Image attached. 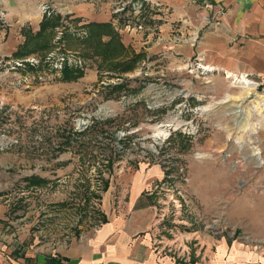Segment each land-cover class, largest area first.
<instances>
[{"label": "rangeland", "instance_id": "obj_1", "mask_svg": "<svg viewBox=\"0 0 264 264\" xmlns=\"http://www.w3.org/2000/svg\"><path fill=\"white\" fill-rule=\"evenodd\" d=\"M105 1L107 22L45 3L57 26L39 39L28 34L24 55L0 54V202L12 219L23 217L10 227L11 256L45 262L107 221L104 197L112 209L130 207L132 178L150 172L142 194L154 213L157 257L202 263L221 240L259 249L264 116L252 126L264 89L250 79L254 91L243 98L233 77L183 54L181 45L197 44L195 24L161 1L83 0L95 11ZM88 22L108 24L126 52L114 60L95 53L109 29L92 35ZM137 54L134 68L122 70ZM66 66L81 75L64 79ZM79 119L87 126L77 127Z\"/></svg>", "mask_w": 264, "mask_h": 264}, {"label": "crops", "instance_id": "obj_2", "mask_svg": "<svg viewBox=\"0 0 264 264\" xmlns=\"http://www.w3.org/2000/svg\"><path fill=\"white\" fill-rule=\"evenodd\" d=\"M158 1L195 24L197 44H184L179 50L189 57L195 56L201 68L210 67L231 77L264 72V0ZM47 2L88 21L107 22L110 17L111 1L103 2L101 10L95 11L91 7L93 2L83 0H0L8 25H0L1 55L16 54L26 36L40 29L44 18L42 7ZM153 175L150 172L143 178H132L130 207L112 209L110 198L105 200L104 197L102 210L107 221L97 228L86 229L80 237H73L61 251L58 249L59 252L51 256L61 259V264H180L167 257L160 259L152 249L154 213L142 190ZM12 218L7 206L0 202V263H4L5 256L11 263L27 264L25 253L11 256L16 249L11 251L13 232L10 227L23 217ZM24 238L19 235L20 242ZM215 246L209 251V260L195 264H264V242L259 249L247 242L232 241L230 244L227 240ZM38 264L50 263L40 261Z\"/></svg>", "mask_w": 264, "mask_h": 264}, {"label": "trees", "instance_id": "obj_3", "mask_svg": "<svg viewBox=\"0 0 264 264\" xmlns=\"http://www.w3.org/2000/svg\"><path fill=\"white\" fill-rule=\"evenodd\" d=\"M57 24L58 22L56 18H51V17L48 18L44 16L40 24L41 25L40 29L35 34L29 35L28 39H39L47 31L53 30V28H55ZM88 25L94 30V32H92V35L102 34L105 32V29H109L106 34L110 36V39L103 44V47L101 50H95V53L102 55L105 58L114 57L113 58L114 60L115 58H117L118 56H122L126 52V50L125 52L123 51L124 50L123 45L118 41L116 37V33L112 30V28L108 24L88 22ZM89 36H91V30L89 31ZM20 52H21V55L25 54L23 51H20ZM136 57L139 58V54H137L136 56L134 55L132 58L126 57L123 61H121V64H122L121 69L124 71L133 69L134 68L133 63L137 59ZM116 65L118 66V63H116ZM80 75H81V72L78 70L70 69L67 66L64 68V72H63L64 79H67V80L77 79ZM33 182H39V181L34 179ZM17 256L18 255H16V257ZM26 260L29 261L28 257H26ZM45 262L50 263V264H61V259H57V257L55 256L47 255L45 257Z\"/></svg>", "mask_w": 264, "mask_h": 264}, {"label": "bare ground", "instance_id": "obj_4", "mask_svg": "<svg viewBox=\"0 0 264 264\" xmlns=\"http://www.w3.org/2000/svg\"><path fill=\"white\" fill-rule=\"evenodd\" d=\"M232 77L234 79V82L240 83L243 86V88L245 89L244 90L245 93L243 94L244 95L243 98L248 97L250 94L253 93L255 84L250 79H248L246 76H240V77L232 76ZM255 98L256 99L254 101L253 108L257 112L258 119L256 122L253 123V126H252L254 132H256L257 129L260 127V120L264 116V94L256 93ZM239 109H242V108L240 107ZM156 136L158 137L160 135H156ZM254 155L257 158H260L259 157L260 151L255 150ZM262 162L263 161L261 159H258V164H261Z\"/></svg>", "mask_w": 264, "mask_h": 264}, {"label": "built area", "instance_id": "obj_5", "mask_svg": "<svg viewBox=\"0 0 264 264\" xmlns=\"http://www.w3.org/2000/svg\"><path fill=\"white\" fill-rule=\"evenodd\" d=\"M147 2V1H146ZM207 5V3H206ZM139 7H143V2L141 4H139ZM48 8V6H45L44 9L46 10ZM0 21L6 22V13L3 9L0 8ZM248 79H253L256 81V83L258 84V86H261L264 89V72L259 73V74H255V75H251V74H246L245 75ZM87 124L85 123V120L83 119H79L78 120V124L77 127L79 128H83L86 127Z\"/></svg>", "mask_w": 264, "mask_h": 264}]
</instances>
